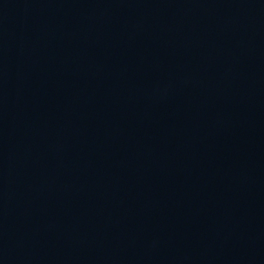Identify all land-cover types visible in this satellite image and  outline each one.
<instances>
[{"label": "water", "instance_id": "obj_1", "mask_svg": "<svg viewBox=\"0 0 264 264\" xmlns=\"http://www.w3.org/2000/svg\"><path fill=\"white\" fill-rule=\"evenodd\" d=\"M0 264H264V0H0Z\"/></svg>", "mask_w": 264, "mask_h": 264}]
</instances>
